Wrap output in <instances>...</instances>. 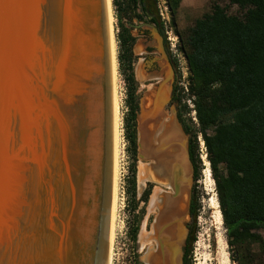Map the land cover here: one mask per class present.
<instances>
[{
    "label": "water",
    "instance_id": "1",
    "mask_svg": "<svg viewBox=\"0 0 264 264\" xmlns=\"http://www.w3.org/2000/svg\"><path fill=\"white\" fill-rule=\"evenodd\" d=\"M190 166L166 173L189 206ZM113 182L108 0H0V264H107ZM181 227L159 240L169 264Z\"/></svg>",
    "mask_w": 264,
    "mask_h": 264
},
{
    "label": "trees",
    "instance_id": "2",
    "mask_svg": "<svg viewBox=\"0 0 264 264\" xmlns=\"http://www.w3.org/2000/svg\"><path fill=\"white\" fill-rule=\"evenodd\" d=\"M130 1L132 5L128 4V8L133 16L143 20L144 15L136 13L139 6L142 12L147 10L146 0ZM219 1L239 7L243 17L230 15ZM113 4L117 11L120 8L117 0ZM168 4L175 25L182 0H169ZM119 11L123 12V8ZM117 41L119 73L127 86L123 123L133 161L126 193L136 202L139 113L134 70L136 39L121 23ZM185 46L190 71L188 95L193 100L197 123L190 118L191 110L180 94L176 100L180 107L177 120L189 139L194 182L184 264H192L197 220L202 211L198 188L204 170L201 143L216 184L229 246L243 249L256 246L264 254V0H214L211 12L197 20ZM152 190L153 185L149 184L139 202L148 204ZM134 209L136 212L138 203ZM138 233L139 227H134L131 236L134 244ZM245 260L242 257L233 261L245 264ZM136 263L140 264L137 254Z\"/></svg>",
    "mask_w": 264,
    "mask_h": 264
},
{
    "label": "rangeland",
    "instance_id": "3",
    "mask_svg": "<svg viewBox=\"0 0 264 264\" xmlns=\"http://www.w3.org/2000/svg\"><path fill=\"white\" fill-rule=\"evenodd\" d=\"M114 0H111L112 6V15H113V31L115 36V43L117 49V64H118V54H119V45L117 41V35L119 33V24H124L127 28L131 30L132 35L135 37L136 42L134 45V56H135V78L137 82V95H138V103H139V113L137 117V139L138 143L142 140V144L144 143V139H146V132L151 134L152 125L148 124L149 115L145 111L146 102L148 99L146 94H143L141 91L143 90V81H142V73L139 70L138 65V57L137 55L143 52V42L144 39L139 37V32L134 30V27L138 25L139 19L133 16V13L128 8V4L132 5L130 0H117L118 10L113 4ZM139 2V1H138ZM169 0H153L155 8H157L158 14L163 12L164 17L168 18L166 21L161 24L166 33H169L171 37L174 39L173 44L176 46L173 50L174 55L177 58V65L180 70L182 91L181 95L183 96V102L187 104L189 109L191 110L190 118L196 121V114L193 111V100L188 95V87L190 83V71L188 67V62L186 59V54L188 53V49L185 46V41L187 40L190 31L194 28L197 20L201 19L204 15L209 14L212 10V6L214 0H182L181 7L175 17V25H173V17L171 10L169 9ZM219 5L226 9L227 12L232 16H237L239 18L243 17L244 12H242L239 7L230 5L227 1H219ZM123 8V12L119 10ZM167 9V10H166ZM140 16L142 12L139 10L136 13ZM118 16V17H117ZM168 16V17H167ZM143 21V20H141ZM168 37V34H167ZM139 45V48H138ZM183 48V51L180 49ZM118 84H119V94H120V106H121V153L119 159V188H118V209H117V217H116V239L114 242V250H113V264H137L136 263V254L139 256V263L145 264L148 262L153 264L152 259L154 255H157V251L159 249V244L157 242L156 248L152 246L146 245V247L141 246L140 237L143 232L151 233L153 227H155L157 220H160L158 227H165V233L168 237L173 238L177 232V230L181 229L182 224L185 229H188V226L191 224L192 220L188 213L189 206V196L187 190H182V192H186L187 200L182 202L179 205V208L182 209L181 214H179V218L168 222L165 220L167 216L170 214L174 215L175 205L172 204L175 202L173 199L169 198V195H173L172 188L169 189L166 186H162L167 182V178H165L166 174H163V167H159L155 165V162L158 161V157L160 155H166L165 157L169 158L171 156L167 153H164L166 149L162 151L148 150L144 149V155L140 153V149H138V162H137V199L138 209L134 212V208L137 206V203L133 201L131 198L127 196V188H128V178L130 176V168L132 167L133 161L128 152L129 144L125 137L124 123L123 117L126 113V93L127 86L125 84L123 76L119 73V64H118ZM138 71V72H137ZM142 109L144 110V116L142 115ZM174 113V109L168 110L167 113H164L161 117L162 119L170 118ZM161 119V120H162ZM151 126V127H150ZM148 134V135H149ZM168 138L172 143V140H178L181 142V133L176 128L175 124L172 122V131L167 132L166 137L163 138V141ZM162 141V142H163ZM174 142V141H173ZM185 140L183 144L178 147L179 153L182 155V159H184L183 155V147L186 146ZM149 144V143H148ZM153 152V153H152ZM201 154L202 160L204 162V170L202 172V178L198 182V188L202 194V211L197 220L198 226V237L197 242L194 245V251L192 255V264H239L238 262H234L235 258L245 257V264H251L254 260L253 264H264V254H260V250L256 246H252L249 248H240L234 247L231 248L228 244L227 231L224 226L222 215L220 211V206L218 202V195L216 190V184L212 177L209 163L207 162L205 155V147L204 144L201 143ZM176 158V156H174ZM147 168L151 177L145 182H140L139 179V171L141 166ZM210 171V172H209ZM209 172V173H207ZM164 176V177H163ZM160 182V185L158 184ZM149 184L154 186L148 204L140 203L141 197L144 192L147 190ZM160 189L163 191L164 202L162 208L158 211H155L150 208L152 201V194L155 189ZM184 189H187L185 187ZM171 190V191H170ZM174 201V202H173ZM152 209V210H151ZM139 227L138 233V241L136 244L133 243L131 236L134 227ZM178 230V232H179ZM163 233V236L164 234ZM140 236V237H139ZM264 237V233H263Z\"/></svg>",
    "mask_w": 264,
    "mask_h": 264
},
{
    "label": "flooded vegetation",
    "instance_id": "4",
    "mask_svg": "<svg viewBox=\"0 0 264 264\" xmlns=\"http://www.w3.org/2000/svg\"><path fill=\"white\" fill-rule=\"evenodd\" d=\"M146 9L147 10L145 12L141 11L142 15H144L143 21L139 19L138 25L134 27V30L139 32L138 36L144 39L142 46L143 52L137 55L139 70L142 73L143 81V90L141 92L143 94H146L147 98L151 99L150 104L152 107L155 105L156 101L159 105L164 104L160 113L157 110L154 111L157 112V114L159 113V118H161L164 113H167L168 110L174 109V113H172L170 117L173 124H175L176 128L181 133L182 139L181 142H179L178 140H172L171 143L170 139L168 140V138H166L163 142L153 144H148V141L144 139L143 147L146 151L155 150L163 152L166 149L164 153H167L169 157L171 156L170 160H168L169 158L165 157L166 155L164 156L161 154L160 157H158V161L155 162V165L163 167L164 175L166 173L172 172L171 170L176 169V171H179L180 175L185 179L190 175L191 162L188 152L189 139L177 120L178 109L180 107L177 104L176 100L180 96L182 91L180 70L177 65V58L174 55L173 50L171 49V44L169 43L167 33L165 32L163 26H160L161 16L160 14H158L153 0H146ZM149 26H151L152 28H150ZM184 140L187 144L186 146L188 158L184 153V159H182V155L179 153L178 147L183 144ZM174 156H176V158H174ZM150 177L151 174H149V178ZM165 178L167 177L165 176ZM158 184L160 185V182H158ZM161 185L171 189L169 180ZM160 192L161 200L159 210L162 208L163 203L166 202H164L163 191L160 190ZM186 198V192H181L178 197L173 199L175 202L173 201L174 203L172 204V206L174 207L175 205L176 210L174 212V215H168L167 219L165 218V220H167L168 222H172L175 220V217L176 219L179 218V216H176V211H178L177 205L180 203V201L185 202L187 200ZM164 236H167V234L165 233Z\"/></svg>",
    "mask_w": 264,
    "mask_h": 264
},
{
    "label": "bare ground",
    "instance_id": "5",
    "mask_svg": "<svg viewBox=\"0 0 264 264\" xmlns=\"http://www.w3.org/2000/svg\"><path fill=\"white\" fill-rule=\"evenodd\" d=\"M112 6L111 0H108V7H109V19H110V27H111V53H112V67H113V105H114V182H113V218H112V227H111V236H110V248H109V257L107 264H113V250H114V242L116 239V217H117V209H118V188H119V159L121 153V104H120V94H119V84H118V64H117V49L115 43V36L113 31V15H112ZM148 99L146 102V109L148 118V124L152 125V130L150 131L151 134H145L146 140L149 144L159 143L163 141V138L166 137L167 132L170 133L172 131V120L170 118L162 119L159 118V113L154 112L158 109H152L150 101ZM159 106V105H158ZM161 106V105H160ZM161 117V116H160ZM162 119V120H161ZM151 127V126H150ZM210 172V171H209ZM207 172V173H209ZM139 179L140 182L145 183L149 179V174L147 168L144 165L141 166L139 171ZM161 200V192L160 190H155L152 201L151 207L153 210L159 212ZM180 203L177 205L178 211H176V216L181 214L182 209L179 208ZM160 220H157L155 227H153L151 233L143 232L140 237V242L142 247H146V245L154 246L156 248L157 242L159 244V240L164 238L162 228L158 227ZM182 232V229L179 230ZM157 235V237H156ZM160 249V244L158 245ZM158 249L157 255H154L152 262L153 264H169L168 260L164 258L163 253L160 252ZM161 253V254H160ZM145 264H150L145 262Z\"/></svg>",
    "mask_w": 264,
    "mask_h": 264
},
{
    "label": "built area",
    "instance_id": "6",
    "mask_svg": "<svg viewBox=\"0 0 264 264\" xmlns=\"http://www.w3.org/2000/svg\"><path fill=\"white\" fill-rule=\"evenodd\" d=\"M167 10V9H166ZM160 16H161V19H162V22H164V21H166V19H168V18H165L164 17V14H163V12H161L160 13ZM168 17V16H167ZM168 34V40H169V43L171 44V46H172V48H175L176 46L173 44V41H174V39L171 37V35H169V33H167ZM205 147V146H204ZM205 153H206V149H205ZM206 155V154H205ZM207 157V156H206Z\"/></svg>",
    "mask_w": 264,
    "mask_h": 264
}]
</instances>
